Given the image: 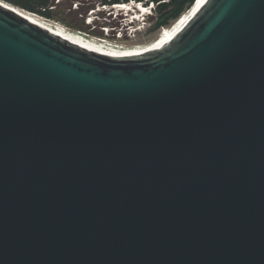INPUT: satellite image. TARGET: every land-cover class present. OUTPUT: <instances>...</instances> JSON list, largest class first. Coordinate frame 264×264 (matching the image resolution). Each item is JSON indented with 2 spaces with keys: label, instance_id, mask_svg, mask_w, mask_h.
I'll list each match as a JSON object with an SVG mask.
<instances>
[{
  "label": "water",
  "instance_id": "obj_1",
  "mask_svg": "<svg viewBox=\"0 0 264 264\" xmlns=\"http://www.w3.org/2000/svg\"><path fill=\"white\" fill-rule=\"evenodd\" d=\"M22 11L0 0V264H264V0L138 50Z\"/></svg>",
  "mask_w": 264,
  "mask_h": 264
},
{
  "label": "built area",
  "instance_id": "obj_2",
  "mask_svg": "<svg viewBox=\"0 0 264 264\" xmlns=\"http://www.w3.org/2000/svg\"><path fill=\"white\" fill-rule=\"evenodd\" d=\"M59 0H55L58 2ZM168 0H159L156 2L153 1H135L129 0L127 2L121 3H111V4H104L99 3L96 5V9L104 10L105 14L104 17L98 16L96 14V9L89 10V12L93 13V16L88 17L86 23H92V17L103 18L111 20L113 23L112 25H102L100 30L102 34L94 36L100 39H107L114 42H120L119 40H128L136 36V34L144 31L146 28L149 27L151 22V17L155 15V7L160 4L167 2ZM190 5L186 6L183 11L175 18L177 19L183 12L188 9ZM87 19V18H86ZM175 19L171 20L170 23L167 25H163L159 27L163 29L164 27L169 26ZM93 27V26H92ZM94 29V28H93ZM92 29V30H93ZM88 34V33H86ZM90 35V34H88Z\"/></svg>",
  "mask_w": 264,
  "mask_h": 264
},
{
  "label": "trees",
  "instance_id": "obj_3",
  "mask_svg": "<svg viewBox=\"0 0 264 264\" xmlns=\"http://www.w3.org/2000/svg\"><path fill=\"white\" fill-rule=\"evenodd\" d=\"M8 3H11L17 7H20L24 10H27L29 12H32L34 14H37L41 17L51 19L53 16V9L59 4L60 1L55 2V0H4ZM68 2H65V5H67V8L69 12H76L80 14V20L81 24L78 25L77 29L84 31L88 27V25L93 26L95 28V24H98V33L97 36L102 34V31L100 30V26L102 25H112V21L109 20V18L106 20H101L99 23L96 21L93 22V24L83 25L84 15L87 10H93L95 9V4L104 3V4H111V3H121V2H127L129 0H93V1H87V5L85 6V9L83 8L82 1L81 0H65ZM135 1H143V0H135ZM146 1H159V0H146ZM77 2V3H75ZM193 0H168L167 2L160 3L155 7V23L153 25V28H158L160 26L168 24V21L170 19H175L182 11L183 9L188 6L192 5ZM72 4H75V8L72 10L71 6ZM190 7V6H189ZM188 7V8H189ZM83 12V13H82ZM99 13L98 16L104 17V12H97ZM151 19V18H150ZM95 25V26H94ZM95 30H91V32H94ZM85 32V31H84Z\"/></svg>",
  "mask_w": 264,
  "mask_h": 264
},
{
  "label": "bare ground",
  "instance_id": "obj_4",
  "mask_svg": "<svg viewBox=\"0 0 264 264\" xmlns=\"http://www.w3.org/2000/svg\"><path fill=\"white\" fill-rule=\"evenodd\" d=\"M205 0H193L192 5L188 9H186L182 15H180L177 19H175L169 26L164 27L158 31V35L153 40L140 43V44H124L122 42H114L107 39H100L94 36L86 34V32L78 30V29H70L66 28L62 24L54 22L53 20H49L47 18L41 17L37 14L26 13L24 11L23 14L26 15L27 18L49 28L58 33L66 35L70 38H73L82 43L102 48L108 50H138V49H146L158 46L169 41L174 35H176L184 25L193 17V15L198 11L201 5Z\"/></svg>",
  "mask_w": 264,
  "mask_h": 264
},
{
  "label": "rangeland",
  "instance_id": "obj_5",
  "mask_svg": "<svg viewBox=\"0 0 264 264\" xmlns=\"http://www.w3.org/2000/svg\"><path fill=\"white\" fill-rule=\"evenodd\" d=\"M81 1L83 2L82 5H83V8L85 9V6L87 5V3H89L90 1H93V0H81ZM87 1H89V2H87ZM65 2H68V1L62 0L59 2V4L53 9V12H52L53 16L49 20H53L54 22L62 24L66 28L77 29L78 25L81 24L80 14H78L76 12H69L67 5H65ZM75 3H77V2H75ZM96 5L97 4H95V6H94L95 9H96ZM74 8H75V4H72L71 9L73 10ZM91 16H93V13H91V12H89V10H87L85 15H84L83 25H87L86 20H88V17L91 18ZM92 19H93V17H92ZM155 20H156V17L154 15V17H151V22L149 24V27L146 28L144 31L136 34V36L131 38V39H128V40L122 39L119 41L124 43V44L132 45L131 43L140 44V43H146V42L153 40L158 35V31H159V27L153 28ZM171 20L172 19H170L168 21V24L170 23ZM97 23H99V20H97ZM95 25H94L95 26L94 29L91 25H88V27L86 29H84V31L86 33L90 34L91 37L97 36L96 34L98 33V24H95ZM92 29L95 31L91 32Z\"/></svg>",
  "mask_w": 264,
  "mask_h": 264
},
{
  "label": "clouds",
  "instance_id": "obj_6",
  "mask_svg": "<svg viewBox=\"0 0 264 264\" xmlns=\"http://www.w3.org/2000/svg\"><path fill=\"white\" fill-rule=\"evenodd\" d=\"M96 11V14H97V12H104L105 13V11L104 10H99V9H96L95 10ZM98 15H99V13H98ZM97 20H99V22L101 21V20H104L103 18H97V17H93V19H92V22H94V21H96L97 22ZM89 24H93V23H89ZM101 27V26H100Z\"/></svg>",
  "mask_w": 264,
  "mask_h": 264
},
{
  "label": "snow or ice",
  "instance_id": "obj_7",
  "mask_svg": "<svg viewBox=\"0 0 264 264\" xmlns=\"http://www.w3.org/2000/svg\"><path fill=\"white\" fill-rule=\"evenodd\" d=\"M7 5H5V7H6Z\"/></svg>",
  "mask_w": 264,
  "mask_h": 264
}]
</instances>
